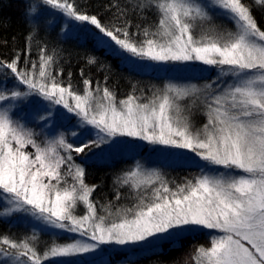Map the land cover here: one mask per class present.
<instances>
[{"label":"snow or ice","instance_id":"6c2138e0","mask_svg":"<svg viewBox=\"0 0 264 264\" xmlns=\"http://www.w3.org/2000/svg\"><path fill=\"white\" fill-rule=\"evenodd\" d=\"M42 2L95 26L121 53L159 63L200 62L219 68L217 79L231 80L219 89L169 84L151 98L130 94L117 101L106 81L101 87L84 79L82 93L58 81L62 72L53 74L51 55H42L39 69L32 64L31 71L21 67L19 58L0 61L15 86L26 89L0 91V105H8L0 107V197L10 205L3 217L27 213L53 229L96 242H54L40 253L35 234L20 241L2 236L0 264H44L49 257L92 252L100 244L146 242L150 250L165 241L179 242L197 229L214 234L207 246L197 247L195 264H264V27L252 12L253 7L264 11V0H141V12L154 11L156 21L143 29L137 26L132 35H142L140 41L130 35V24L109 29L95 15L78 12L73 3ZM216 10L232 28L218 29ZM33 96L60 105L81 127L91 126L95 138L77 146L63 135L39 143L37 133L12 114V102ZM187 97L193 105L197 100L204 105L206 123L199 128L180 103ZM40 110L37 105V115ZM43 110L49 111L46 106ZM115 137L188 150L206 167L194 179L170 187L157 170L137 163L117 181L133 189L136 202L115 209L110 203L101 205L104 215H99L92 198L97 186L86 183L85 168L74 162L72 153L99 148ZM29 147L34 151H26ZM78 203L85 207L84 215L74 214Z\"/></svg>","mask_w":264,"mask_h":264},{"label":"trees","instance_id":"16d2710c","mask_svg":"<svg viewBox=\"0 0 264 264\" xmlns=\"http://www.w3.org/2000/svg\"><path fill=\"white\" fill-rule=\"evenodd\" d=\"M62 2L73 3L76 10L83 14L95 15L102 25L109 29L123 28L126 24H130L131 27L128 28L130 35L138 31V25L140 29H143L156 21L154 11L146 9L141 12L138 7L141 0H62ZM244 2L251 4L252 0H244ZM33 7L36 9L35 13L30 11ZM252 12L260 25L264 27V11L253 7ZM71 22L90 25L87 22H77L66 17L59 10L52 9V6L43 5L42 0H0V61L7 63L19 58L21 67L27 65L31 71L32 64H36L37 70L39 69L42 55H51L54 57L51 66L53 74L62 72V75L58 76V81L64 85L71 84L73 91L80 93L83 92L84 79L91 80L93 86L98 82L101 87L105 86L106 81V86L116 94L117 101L130 94L151 98L157 90L165 88L167 79L165 75L157 73L142 76L130 69L121 57L104 45L102 41L104 36L95 26L92 25L91 28L100 34V39L89 31L86 30V32L85 29L83 36L74 33L80 29H75ZM214 23L218 29L233 27L231 21L222 18L215 17ZM132 38L140 41L143 36L132 35ZM93 57L95 63L90 64L89 59ZM213 68L217 67L213 66ZM12 90L26 89L16 87L11 73L0 69V91L10 94ZM34 99L42 100L33 96L26 100L12 102L13 118L33 130L36 126L40 127L44 124L41 118H32L30 115V107ZM3 106L8 105L7 103L0 105V107ZM197 111L201 114L205 112L201 108ZM203 119V122H206V116ZM67 136L70 137L69 131ZM120 138L132 142L138 141L131 137ZM103 146L104 144L99 148L92 146L91 150L85 148L82 153L73 152L74 162L85 168L86 183L97 186L92 198L97 202L99 215H104L101 205L110 203L115 209L131 207L136 202L133 189L128 185L117 183L125 172L135 168V161L120 155L100 159L98 154ZM26 151L34 150L29 147ZM161 172L162 177L174 186L194 179L199 169L187 170L166 166ZM166 173H168L167 179L164 176ZM68 179L71 182V178ZM64 186L61 184V187ZM117 193L120 196L119 200L116 199ZM1 201L0 199V237L8 236L20 241L35 234L38 237L35 245L40 253L50 248L54 242L62 244L73 240L66 233L40 231L36 229L35 224L25 219L24 221L13 217H3L4 208ZM73 211L79 216L84 215L86 209L83 204L78 203ZM212 234L209 231L189 234L183 236L179 242L165 241L150 250L141 252L117 251L107 244H102L107 250L103 256L80 264H195L194 256L197 247L207 246Z\"/></svg>","mask_w":264,"mask_h":264},{"label":"rangeland","instance_id":"374dc122","mask_svg":"<svg viewBox=\"0 0 264 264\" xmlns=\"http://www.w3.org/2000/svg\"><path fill=\"white\" fill-rule=\"evenodd\" d=\"M215 17L217 19L222 18L227 20L219 10H216L214 20ZM70 24L75 26V29H80L79 31H75L74 33H78L79 35L83 36V33L87 30L96 38L100 39V34L91 28L92 25H85L82 23L76 24L75 22H71ZM102 41L104 45L110 49V51H112L118 57H121V59L128 65V67H130V69L137 71L138 73L142 74V76H151L157 73L165 75L167 77V79L165 78V87L169 84H172L181 87L197 85L200 88H204L206 84H212L214 89H219L231 80L230 77H221L217 79L220 72L219 68L214 69L213 66H206L201 64L200 62H188L186 64L175 62L159 63L145 59H138L129 56L127 53L119 52L113 44H110L108 42V39L102 37ZM192 100V97H187L184 100L180 101V103L191 112L192 123L196 128H199L206 122H203V118L205 116L204 113L201 114V112L197 110L200 108L201 110H205V108L200 100H197L194 105L192 103ZM33 102L34 103H32L30 107L31 117H48V119L46 120L42 119V122H44L43 126L38 127L35 125L36 129L34 130L35 132H37L36 139L39 143L43 144L47 140L57 139L59 136L63 135L68 143H72L74 146H77L82 140L90 141L95 138V129H93L91 126L81 127L78 118H76L73 114H67L66 110H64L60 105H51L48 101L37 99H34ZM37 105L41 106L39 115H37L35 112ZM45 106L49 109V111L43 110ZM65 114L69 117V119H61V116ZM68 131L70 134L69 138L67 136ZM73 133H76V135H73ZM61 154H64L62 150ZM72 155L74 156V153H72ZM114 155H120L125 158H130L135 161V165L139 163L143 166L144 169L157 170L160 174H162V169L167 166L171 168H182L187 170L191 168H198L199 172L198 174H196L197 176L200 174L201 169L206 167L204 161L200 160L199 157H196L194 153L188 150L174 149L164 145H153L148 143L147 141L141 140L132 142L120 137L110 138V143L104 144L103 149L98 154V157L100 159H104L113 157ZM217 171H219V169H217ZM164 176L167 179L168 173L164 174ZM167 182L169 183L170 187H175V185L173 186L169 181ZM0 199L2 200L1 202L4 209L10 207V205H8L2 197H0ZM10 217H13L17 220L25 219L31 224H35L36 229L40 231L59 232L63 234L66 233L71 239H73L71 242L76 240H83L89 243H96L95 241L88 240L87 237H81L78 233H68L63 230L53 229L45 225L42 221L36 220L34 217L27 213L13 214ZM203 231L211 232L210 230L197 229L192 232L186 233L184 236L189 234L201 233ZM145 243L146 242H141L128 245H116L113 243L107 245L111 249L117 251L141 252L148 250L147 248H145ZM106 251V248H104V246L100 244L92 252L78 253L71 257H49L44 262V264H80L86 260H93L101 257L106 253Z\"/></svg>","mask_w":264,"mask_h":264}]
</instances>
